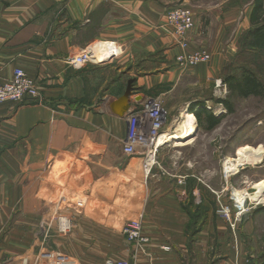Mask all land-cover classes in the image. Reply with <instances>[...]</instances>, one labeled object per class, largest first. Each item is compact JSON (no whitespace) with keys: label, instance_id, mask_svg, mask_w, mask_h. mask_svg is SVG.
I'll use <instances>...</instances> for the list:
<instances>
[{"label":"crops","instance_id":"obj_1","mask_svg":"<svg viewBox=\"0 0 264 264\" xmlns=\"http://www.w3.org/2000/svg\"><path fill=\"white\" fill-rule=\"evenodd\" d=\"M164 11L158 0H0V82L21 68L41 91L39 99L0 103V237L10 264H206L209 216L196 217L204 225L196 233L192 209L207 207L208 193L215 198L224 185L221 176L206 181L190 157L206 140L163 146L149 177L140 156L124 153L135 100L215 76L221 62L203 75L182 72ZM196 33L188 49L198 46ZM101 43L114 54L102 64L66 63ZM132 79L137 94L123 101ZM56 202H64L58 213ZM56 213L73 217L69 235L59 234ZM136 219L151 240L146 253L122 233Z\"/></svg>","mask_w":264,"mask_h":264},{"label":"rangeland","instance_id":"obj_2","mask_svg":"<svg viewBox=\"0 0 264 264\" xmlns=\"http://www.w3.org/2000/svg\"><path fill=\"white\" fill-rule=\"evenodd\" d=\"M158 1L165 9L164 23L166 13L172 6L182 5L194 12V31L196 29V34L201 40L196 43L198 45L196 48L188 49L187 52L206 50L210 54V59L189 70H198L200 75H203L204 66H211L217 58L221 62L215 67L217 70L215 76L198 82L195 78H190L173 94H166L170 90L166 86L154 89L143 95L144 97L141 96V99L135 100L136 104L149 97L161 98L163 109L167 113L165 130L177 115H181V123L186 113L193 115L191 108L196 103L205 104L206 109L214 117L221 119L218 127L208 130L206 113L201 121L196 117V127L191 135V139L198 137L206 140L205 144L201 145L204 148L200 156L196 153L190 155L195 157L200 171L206 172V181L210 182L214 178L218 180L221 176L224 184L219 192H215V198L208 193L207 207L192 209L194 223H197V216H209L211 227L205 251L206 264H264V204L247 200L241 209L240 206H236L234 196L236 190L254 192V185L264 182V93L261 96L252 95L244 98L232 91L227 83L229 77L234 76L242 80L247 74H254L264 85V50L253 49L249 44V33L256 28L250 20L256 0ZM262 19L264 20V12ZM202 40L205 44L201 48ZM199 46L200 48H197ZM212 47L216 52L214 55ZM181 53H184L183 50ZM178 67L184 72L180 66ZM219 80H222V84H218ZM133 94H137L135 88ZM179 108L181 112L178 111ZM193 109L199 110L197 106H193ZM195 116L193 115L194 118ZM191 139L189 138L190 141ZM213 139L214 143L207 142ZM245 148L257 150L258 160L238 164L234 173L229 176L226 174L227 178L229 177L226 180L225 158L235 161ZM60 203L63 206L64 202ZM60 203H55L53 211L58 209ZM228 209L231 223L224 217V211ZM55 215L58 224L59 215L57 213ZM70 218L73 226V217ZM128 222L123 225V229ZM231 224L235 226V230ZM195 226L197 233L204 225L197 223ZM69 234L60 235L64 237Z\"/></svg>","mask_w":264,"mask_h":264},{"label":"built area","instance_id":"obj_3","mask_svg":"<svg viewBox=\"0 0 264 264\" xmlns=\"http://www.w3.org/2000/svg\"><path fill=\"white\" fill-rule=\"evenodd\" d=\"M165 22L167 23L171 36L175 38L177 45L180 46L184 52L178 54L175 58L177 65L180 66L183 71H188L192 67L200 66L210 59V54L206 50L193 53L189 51L187 52L189 47L188 34L195 27L194 12L191 8H186L182 5L172 6V8H169L166 13ZM104 45L109 46L108 43L94 45L81 53L74 54L73 56L67 58L66 63L76 69H82L87 65L102 64L104 61H99L96 51L104 48ZM109 54L108 59L114 56L111 50ZM218 84H222V80H219ZM40 95V86L21 68L15 69L14 76L10 81L0 82V103H18L24 101L25 99H39ZM166 116L167 113L163 109L162 99L149 97L146 98V100L135 104L127 118L128 130L124 139V153L131 157L140 156L143 159V168H145L147 177L152 174L154 167L160 166L158 155L163 146L181 144L177 140L173 141L172 139L167 138L169 137V134L176 132L177 123L181 121V117L176 119V125L174 127L169 130H165V126L167 125ZM226 162L227 158H225L224 165ZM228 178L225 173V179L228 180ZM235 201L237 207L240 206L241 209L244 208V204L246 202L241 205L237 202L236 198ZM61 207L62 205L60 203L58 205V209L56 210L57 213L60 212ZM240 214L241 213L239 212L238 215ZM224 217L231 223L229 209L224 211ZM58 218L59 233L62 235L71 233L73 229L71 218L68 216ZM231 225L233 226V224ZM233 229L235 230V226H233ZM122 233L128 241L135 244L140 253H146V248L150 245L151 240L145 236L140 220L136 219L128 222L124 226ZM163 250H170V247L165 246ZM9 262L10 259L6 260L3 258L0 237V264H10ZM105 264H136V262L134 260L128 261L124 259L116 260L108 258Z\"/></svg>","mask_w":264,"mask_h":264},{"label":"trees","instance_id":"obj_4","mask_svg":"<svg viewBox=\"0 0 264 264\" xmlns=\"http://www.w3.org/2000/svg\"><path fill=\"white\" fill-rule=\"evenodd\" d=\"M254 6L255 8L252 12L250 20L256 28L249 33V44L253 49L264 50V20L262 19V14L264 12V0H256ZM227 83L232 91L239 93L240 96L244 98L252 95L261 96L264 93L263 83L254 74H247V76H244L242 80H238L236 77L232 76L227 78ZM193 106H197L199 110H194ZM193 106L191 109L192 112L195 113L198 121H201L202 117L206 113L208 130H213L219 126L221 119L214 117L210 111L206 109L205 104L196 103Z\"/></svg>","mask_w":264,"mask_h":264},{"label":"bare ground","instance_id":"obj_5","mask_svg":"<svg viewBox=\"0 0 264 264\" xmlns=\"http://www.w3.org/2000/svg\"><path fill=\"white\" fill-rule=\"evenodd\" d=\"M97 58L100 62L105 61L108 57L107 54H105L104 48H102L99 51H96ZM182 125V126H181ZM181 126V127H180ZM180 127V128H179ZM196 127L195 118L192 114L186 113L183 116L182 123H177V130L174 133L169 134V137L173 141H184L188 140L192 133L194 132V129ZM258 160V151L251 149V148H245L242 149V152L239 156V159L232 161L227 159V162L225 163V169L226 174L229 176L231 173H234L236 171V167L238 164L249 162H255ZM255 191L254 192H245V191H235V198L237 199V202L239 204L245 203L247 200H250L256 204H264V182H258L254 185Z\"/></svg>","mask_w":264,"mask_h":264},{"label":"water","instance_id":"obj_6","mask_svg":"<svg viewBox=\"0 0 264 264\" xmlns=\"http://www.w3.org/2000/svg\"><path fill=\"white\" fill-rule=\"evenodd\" d=\"M134 84H135V82H134V80L132 79V80L130 81V83H129V86H128V89H127L125 95L123 96V97H124V98H123V101H127V102H129V100H130V96L132 95V92H133Z\"/></svg>","mask_w":264,"mask_h":264}]
</instances>
